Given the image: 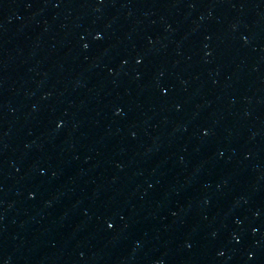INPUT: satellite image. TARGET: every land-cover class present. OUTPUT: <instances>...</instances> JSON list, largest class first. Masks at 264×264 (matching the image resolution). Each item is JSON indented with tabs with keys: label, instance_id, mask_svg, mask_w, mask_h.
Masks as SVG:
<instances>
[{
	"label": "water",
	"instance_id": "1",
	"mask_svg": "<svg viewBox=\"0 0 264 264\" xmlns=\"http://www.w3.org/2000/svg\"><path fill=\"white\" fill-rule=\"evenodd\" d=\"M0 264H264V0H0Z\"/></svg>",
	"mask_w": 264,
	"mask_h": 264
}]
</instances>
